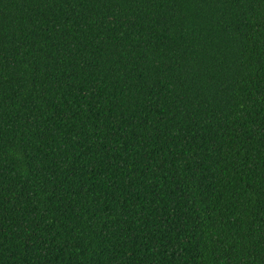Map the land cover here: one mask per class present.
<instances>
[{
	"label": "trees",
	"instance_id": "1",
	"mask_svg": "<svg viewBox=\"0 0 264 264\" xmlns=\"http://www.w3.org/2000/svg\"><path fill=\"white\" fill-rule=\"evenodd\" d=\"M0 264H264V0H0Z\"/></svg>",
	"mask_w": 264,
	"mask_h": 264
}]
</instances>
